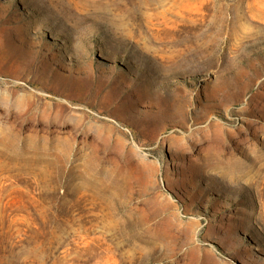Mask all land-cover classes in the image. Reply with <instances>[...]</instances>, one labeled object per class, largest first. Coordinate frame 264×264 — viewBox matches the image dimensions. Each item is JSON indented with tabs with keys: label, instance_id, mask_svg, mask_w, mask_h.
<instances>
[{
	"label": "rangeland",
	"instance_id": "obj_1",
	"mask_svg": "<svg viewBox=\"0 0 264 264\" xmlns=\"http://www.w3.org/2000/svg\"><path fill=\"white\" fill-rule=\"evenodd\" d=\"M0 264H264V0H0Z\"/></svg>",
	"mask_w": 264,
	"mask_h": 264
},
{
	"label": "bare ground",
	"instance_id": "obj_2",
	"mask_svg": "<svg viewBox=\"0 0 264 264\" xmlns=\"http://www.w3.org/2000/svg\"><path fill=\"white\" fill-rule=\"evenodd\" d=\"M34 84H36V82H33Z\"/></svg>",
	"mask_w": 264,
	"mask_h": 264
}]
</instances>
